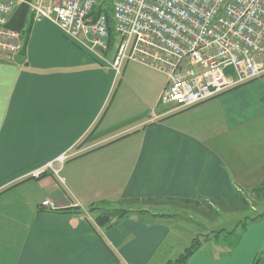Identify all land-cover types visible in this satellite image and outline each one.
I'll return each mask as SVG.
<instances>
[{
	"label": "crops",
	"instance_id": "1",
	"mask_svg": "<svg viewBox=\"0 0 264 264\" xmlns=\"http://www.w3.org/2000/svg\"><path fill=\"white\" fill-rule=\"evenodd\" d=\"M19 32L23 51H0V264H153L196 229L202 242L180 264H264V220L227 235L209 201L264 180V75L170 112L155 68L127 60L117 71L113 47L101 61L29 9ZM63 154L59 174L28 177ZM134 198L151 205L122 202ZM104 208L130 213L103 226Z\"/></svg>",
	"mask_w": 264,
	"mask_h": 264
},
{
	"label": "built area",
	"instance_id": "2",
	"mask_svg": "<svg viewBox=\"0 0 264 264\" xmlns=\"http://www.w3.org/2000/svg\"><path fill=\"white\" fill-rule=\"evenodd\" d=\"M104 1L0 0V51H23L20 32L7 24L24 4L33 21L53 22L101 61L107 62L104 54L113 47L117 71L132 60L166 75L161 102L173 106L170 112L264 75V0H108L112 28L107 13H95ZM72 155L63 154L28 177L49 170L59 174ZM42 207L56 205L46 200Z\"/></svg>",
	"mask_w": 264,
	"mask_h": 264
},
{
	"label": "trees",
	"instance_id": "3",
	"mask_svg": "<svg viewBox=\"0 0 264 264\" xmlns=\"http://www.w3.org/2000/svg\"><path fill=\"white\" fill-rule=\"evenodd\" d=\"M108 0L104 1V5H101L97 7L95 13H99L101 11H104L107 13L109 22L111 23L112 28V12L110 8V3H108ZM28 15V7L25 5H20L17 7V9L14 11L13 15L10 17V20L8 22V27L11 29H14L16 31H20L21 27L25 24L26 18ZM252 196L255 200L264 201V180L262 183L256 187L252 191ZM151 199H127L123 200L122 202L125 203H138V202H151ZM200 201L206 202L205 200H175L171 199L170 202L173 203V205L179 206V207H189V208H198L200 206H204V209L209 210L210 212H215L212 210V206L209 202L203 203V205L200 204ZM212 204L218 206L219 208L226 210V211H233V210H243L250 207V199L248 195L242 194L241 192H236L234 196L230 199H220L215 198L212 200H209ZM130 213L129 210L122 209V208H104L96 213V221L103 226H109L114 221L122 219L126 216H128ZM214 214V213H213ZM261 215H257L256 217L252 218L249 221H246L243 223V228L247 227L248 222H252L259 218ZM202 242V239L195 238L192 242V245L187 248V250L180 256L179 259L175 262H171L170 264H180L187 261V259L194 253V251L199 247L200 243Z\"/></svg>",
	"mask_w": 264,
	"mask_h": 264
},
{
	"label": "rangeland",
	"instance_id": "4",
	"mask_svg": "<svg viewBox=\"0 0 264 264\" xmlns=\"http://www.w3.org/2000/svg\"><path fill=\"white\" fill-rule=\"evenodd\" d=\"M245 195L249 196L250 199V207L245 208L243 210H233L232 212H226V210H223L224 214L223 221L218 222L219 227L217 229H225L223 232H225L227 235L232 234L233 231H231L235 225L240 221L239 225H242L244 222L251 220L252 218L256 217L257 215H261L259 218L254 220L255 222H258L260 220H264V201L258 202V200H255L251 193L246 192ZM150 203L147 202H138L137 204L132 203L125 205L126 207H142V206H150ZM195 229V227L192 225L190 228L185 227V230L182 232V234H189V232H193L192 230ZM191 229V230H190ZM202 233V234H201ZM200 233V230L196 229L195 234H198L200 239L203 238V232ZM209 233V232H207ZM220 233V232H219ZM225 233H222L223 235H226ZM187 238V237H186ZM189 239V238H188ZM229 239H225L222 237L221 239H218V243L225 244ZM192 240H186L184 239L180 244L177 246H173L172 248H163L161 255L157 256V259L153 264H168V260L172 259L173 261H176L180 258V256L192 245Z\"/></svg>",
	"mask_w": 264,
	"mask_h": 264
},
{
	"label": "bare ground",
	"instance_id": "5",
	"mask_svg": "<svg viewBox=\"0 0 264 264\" xmlns=\"http://www.w3.org/2000/svg\"><path fill=\"white\" fill-rule=\"evenodd\" d=\"M20 5H21V4H20ZM20 5H18V6H20ZM23 5H24V4H23ZM18 6H17V7H18ZM25 6H26V5H25ZM9 20H10V19H9Z\"/></svg>",
	"mask_w": 264,
	"mask_h": 264
}]
</instances>
